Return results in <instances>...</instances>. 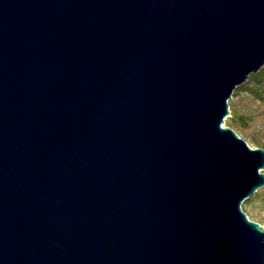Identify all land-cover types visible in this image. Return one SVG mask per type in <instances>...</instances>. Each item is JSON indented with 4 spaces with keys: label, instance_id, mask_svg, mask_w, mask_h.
<instances>
[{
    "label": "water",
    "instance_id": "1",
    "mask_svg": "<svg viewBox=\"0 0 264 264\" xmlns=\"http://www.w3.org/2000/svg\"><path fill=\"white\" fill-rule=\"evenodd\" d=\"M263 64L264 0H0V264H264Z\"/></svg>",
    "mask_w": 264,
    "mask_h": 264
},
{
    "label": "rangeland",
    "instance_id": "2",
    "mask_svg": "<svg viewBox=\"0 0 264 264\" xmlns=\"http://www.w3.org/2000/svg\"><path fill=\"white\" fill-rule=\"evenodd\" d=\"M257 77L234 89L223 126L236 131L252 148L264 149V66ZM241 208L250 220L264 228V186L245 199Z\"/></svg>",
    "mask_w": 264,
    "mask_h": 264
},
{
    "label": "trees",
    "instance_id": "3",
    "mask_svg": "<svg viewBox=\"0 0 264 264\" xmlns=\"http://www.w3.org/2000/svg\"><path fill=\"white\" fill-rule=\"evenodd\" d=\"M264 66V64L256 71V72H254V73H250L248 76H247V78H246V80H245V82L244 83H247L248 82V80L249 79H251V80H255V79H257L258 77H257V75H258V73L260 72V69L262 68ZM243 84V83H242ZM241 84V85H242ZM241 85H239V86H241ZM238 86V87H239Z\"/></svg>",
    "mask_w": 264,
    "mask_h": 264
}]
</instances>
